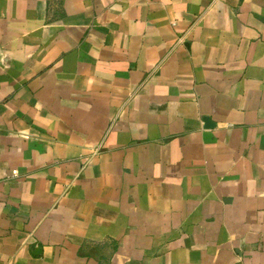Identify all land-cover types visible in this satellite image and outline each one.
Listing matches in <instances>:
<instances>
[{
    "label": "crops",
    "instance_id": "obj_1",
    "mask_svg": "<svg viewBox=\"0 0 264 264\" xmlns=\"http://www.w3.org/2000/svg\"><path fill=\"white\" fill-rule=\"evenodd\" d=\"M0 264H264V0H0Z\"/></svg>",
    "mask_w": 264,
    "mask_h": 264
},
{
    "label": "water",
    "instance_id": "obj_2",
    "mask_svg": "<svg viewBox=\"0 0 264 264\" xmlns=\"http://www.w3.org/2000/svg\"><path fill=\"white\" fill-rule=\"evenodd\" d=\"M204 121H206V122H207V124H208V122H209V119L206 117V118H204ZM36 251H37V249H36Z\"/></svg>",
    "mask_w": 264,
    "mask_h": 264
},
{
    "label": "built area",
    "instance_id": "obj_3",
    "mask_svg": "<svg viewBox=\"0 0 264 264\" xmlns=\"http://www.w3.org/2000/svg\"><path fill=\"white\" fill-rule=\"evenodd\" d=\"M12 174H15L16 173V170H12V172H11Z\"/></svg>",
    "mask_w": 264,
    "mask_h": 264
}]
</instances>
